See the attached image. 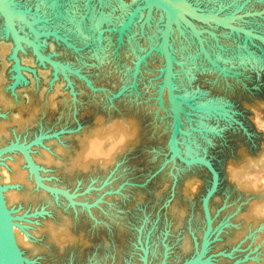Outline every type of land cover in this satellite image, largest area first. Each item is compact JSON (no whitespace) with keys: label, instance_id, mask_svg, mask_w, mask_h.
<instances>
[{"label":"rangeland","instance_id":"1","mask_svg":"<svg viewBox=\"0 0 264 264\" xmlns=\"http://www.w3.org/2000/svg\"><path fill=\"white\" fill-rule=\"evenodd\" d=\"M38 1L11 3L44 25L37 45L54 65L27 44L16 50L3 22L0 145L25 144L40 180L71 200L40 187L20 152L0 155L4 185L18 192L17 200L6 201L13 228L33 246L22 249L14 233L25 264H173L190 256L203 226L199 200L209 174L170 156V113L158 106L150 83L161 78L151 71L159 60L151 63L146 54L152 46L147 39L161 25L157 10L138 8L131 18L140 0H123L122 8L118 0H54L85 31L89 6L110 14L109 24L91 38L75 22H55L56 13ZM187 1L208 10L237 0ZM263 5L250 0L245 9ZM237 21L264 33V13ZM193 22L205 29L198 34L209 59L186 25L169 41L175 93L192 105L182 102L179 146L184 155L208 158L219 175L209 201L213 231L204 257L211 263L202 264H264V46L242 44L216 24ZM26 30L29 36L17 31L31 39ZM95 38L105 45L100 62L86 46ZM123 126L130 129L125 139Z\"/></svg>","mask_w":264,"mask_h":264},{"label":"water","instance_id":"2","mask_svg":"<svg viewBox=\"0 0 264 264\" xmlns=\"http://www.w3.org/2000/svg\"><path fill=\"white\" fill-rule=\"evenodd\" d=\"M249 1L250 0H237L236 2H234V4L231 7L223 6L219 4L217 5L216 8L213 9L199 10L191 3H189L187 0H140V2L136 5L133 12L130 14L131 17L137 7L146 6L147 8H149L151 4L159 6L163 11L158 44L156 47L153 48L158 49L162 57L161 86L165 90V94L169 106L170 117H171V123L166 140L170 147V156L174 157L184 165H191L198 163L209 174V183L204 189L203 193L201 194L199 200L200 209L202 212L203 226L200 231L198 241L193 250V253L190 256L183 258L173 264H202L206 261V258L204 256L209 243L210 233L212 230V224H211L212 217L209 210V200L217 188L219 175L217 170L213 166L212 162L208 158H206L201 154L183 155L178 145L177 134L180 131V124H181V115L179 111L182 112L180 108L178 109V106H179V102L182 101L176 98L173 91V83L171 80L172 64L173 61L175 60L169 49L170 46L169 39L171 36L172 22H175L176 24L174 18L175 16H177L179 20L182 21L190 29V31L197 40L199 49L203 52V54L206 56L207 59H209L208 53L203 47L201 38L198 34L200 30H205V29L198 30L197 27H195V25L191 22V20L188 17L205 23L206 21L214 22L220 27L228 29L229 33L239 35L241 37L242 44H245L246 41H248L249 43H253L255 41L260 45L264 46L263 32L237 21L238 19H242L244 16H253V15L260 16L261 14L264 13V5L260 9L246 10L245 5ZM5 2H6L5 0H0V13L3 16L4 25L10 31L15 43H16V39H20L30 43L33 47L34 52L39 57L46 59L45 56L44 57L40 56L37 53L33 44L29 40L24 39L18 33H16L11 23L10 16L14 14H18L20 16L21 21L24 22L26 25L30 23V20L25 18L23 11H21L20 9L18 8H14L12 10L9 9L6 6ZM147 13L148 12H146V16ZM185 15H187L188 17H186ZM28 29H30V27ZM46 32H47L46 34L50 33L55 37H59L63 41H65L63 37L59 36L54 31L49 32L47 30ZM16 47H17V43L15 49ZM48 61L51 64H53L51 60ZM64 67L68 69L67 66L64 65ZM183 102L187 103L188 106H192L187 98H185ZM194 107L203 111L206 110V108L203 106L195 105ZM10 150H16L20 152L25 162L27 163L29 170L31 171L34 181L40 187L53 193L60 192L63 195H65L69 200H71L70 195L67 194L65 190L47 185L40 180V176L37 172L36 166L31 161V158L26 150L25 144L17 141H9L0 145V155L5 151H10ZM82 204L87 206V204L85 203ZM0 264H25L23 256L21 254V250L15 240L11 216L2 194L1 185H0Z\"/></svg>","mask_w":264,"mask_h":264},{"label":"bare ground","instance_id":"3","mask_svg":"<svg viewBox=\"0 0 264 264\" xmlns=\"http://www.w3.org/2000/svg\"><path fill=\"white\" fill-rule=\"evenodd\" d=\"M6 2H5V4H6V6L9 8V9H14V8H17L16 6H18V5H13L12 3H11V0H5ZM40 1V0H39ZM38 1V2H39ZM38 2H36V3H38ZM116 2V1H115ZM41 3V2H40ZM44 3H46V4H48V6H49V8L54 12V13H56L54 16L56 17V19H55V22H59L61 19L64 21V22H72L71 24L69 23V24H67L69 27H71L72 26V24H74V22H75V20H74V14H71L70 15V12H68L67 10V13L65 12V10H63L64 11V13H63V11H60V7L58 6V4H57V1H54V0H52V1H44ZM117 4H118V6H119V8L121 7H124V1L123 0H118L117 2H116ZM44 5V4H43ZM68 6V5H67ZM69 7H72V5H69ZM132 8V7H131ZM138 8H147L146 6L145 7H137L136 8V10L134 11V13L132 14V16H131V18L133 17V15L135 14V12L137 11V9ZM150 9L151 8H155L156 10H157V14H158V19L159 20H157L156 22H160V21H162V15H163V11H162V9L159 7V6H156V5H154V4H151L150 5V7H149ZM149 8H147L148 10H150ZM18 9H20L21 11H23V14H24V16H25V18H27V19H33V18H31L30 17V15H29V13H28V11H25V10H23V9H21L20 7L18 8ZM46 9V8H45ZM68 9V8H67ZM139 14V13H138ZM142 13H140V15H141ZM60 16V17H59ZM186 17H188L187 15H185ZM30 17V18H29ZM153 17H155V16H153ZM190 20H191V22L194 24V22L193 21H195V22H201V21H198V20H194V19H192V18H190V17H188ZM175 21H176V24H175V22H172V30H171V37H172V35H173V33L175 32V29H178V31H180L181 33H183V30H182V28H181V25H184L185 26V24H182L183 22L182 21H180L179 20V18L177 17V16H175ZM10 20H11V23H12V25H13V27H14V29H15V31H16V33H18L19 34V32L17 31V30H20L22 33H24L25 35H28L29 36V34L30 33H28L27 32V30H26V28L28 27H30V29H29V31L34 35H31V39H29L27 36L25 37L24 35L22 36V35H20L21 37H23L24 39H27V40H29L32 44H33V46H34V48H35V50L37 51V53L40 55V56H42V54H41V52L39 51V49H38V45H37V39L39 38V36H41L42 35V33H40V32H38L40 29V26H41V28L42 27H44V25H40L39 23H38V20H35L34 22H30L28 25H26L24 22H22L21 21V19H20V16L18 15V14H14V15H11L10 16ZM34 20V19H33ZM62 20H61V22H62ZM154 21H155V18L153 19ZM85 21H86V23H87V29H88V31L86 30L85 31V28L83 29V27L81 28V27H79L80 25V23L78 24L77 22H75V26L74 27H76V29L78 30V32L80 33V34H83L84 35V32L86 33V35H89L91 38H94V36L96 35V34H98V32L100 31V29H101V27L104 25V24H109V22L111 21V16H110V14H106L105 12H102V11H100L99 10V12H97V13H95L94 11H93V8H92V6H89V8H88V12H87V16H86V19H85ZM174 21V20H173ZM60 22V23H61ZM150 22V21H149ZM213 23V24H215L214 22H211V21H206V23ZM2 24H3V16H2V14L0 13V26H2ZM23 24V25H22ZM30 25V26H29ZM217 25V24H216ZM26 26V27H25ZM83 26V25H82ZM217 26H219V25H217ZM186 27V26H185ZM220 27V26H219ZM160 28H161V25L160 24H157V27H156V30H155V33L153 34V33H151L152 35H150L149 36V38L147 39L148 40V44L149 45H152V46H150V48L148 49V51H147V56H151V58H153L152 59V61H151V59H150V61H151V63L153 62V60L155 59V61L156 60H159V63H158V65H156L157 67H155V69H153V70H151L152 72L154 71L155 72V75L158 73L159 75L161 74V78H160V76H159V79L157 80V81H151L150 83H151V85L152 86H154V89H156V96H158V94H159V96L160 97H156V101H158V106H164V108H166V112L167 113H170L169 112V106H168V102H167V98H166V94H165V90H164V88L161 86L162 85V82H161V79H162V73H161V65H162V57L160 56L161 55V53H160V51L158 50V49H155V48H153V47H156L157 46V44H158V40H159V33H160ZM221 28H223V27H221ZM39 29V30H38ZM223 29H225V28H223ZM226 30H228V29H226ZM0 31H2V33H3V29H0ZM77 33V32H76ZM120 33V32H119ZM4 34L6 35V39H8V42L9 43H11V45H13V42H12V40H14L13 39V36L11 35V33H10V31L8 30V28L5 26V31H4ZM86 35H85V37H86ZM149 35V34H148ZM18 36V35H17ZM81 36V35H80ZM11 37H12V40H11ZM84 37V38H85ZM39 40V39H38ZM169 40H171V39H169ZM15 42V41H14ZM16 43H17V47H16V50H17V48L18 47H20V43H24L22 46H23V48H26V50L28 49L27 47H26V45L25 44H27L28 46H30V52L32 51L31 50V47H32V45L30 44V43H28V42H26V41H23V40H20V39H16ZM136 44V43H135ZM169 44H170V46H169V49H170V52H171V54H172V56H173V58L175 59V57H174V55H173V53H172V45H171V42L169 41ZM203 44V43H202ZM1 45H3V44H1ZM86 46H91L90 47V49H89V51H90V56L93 58V59H95V61L97 62V61H103V59L105 58V45L103 46V44L101 43V38H95L94 40H93V42H91L90 44H87ZM132 46V45H131ZM130 46V47H131ZM13 47V46H12ZM134 46H132L131 48H133ZM1 48H2V46H0V50H1ZM88 48V47H87ZM130 48V49H131ZM32 49H33V47H32ZM92 49H93V53H91L92 52ZM16 50L15 51H13V54H14V58H15V52H16ZM2 51V50H1ZM34 51V50H33ZM35 53V52H34ZM36 54V53H35ZM155 54H156V56H155ZM37 55V54H36ZM38 56V55H37ZM39 57V56H38ZM140 57V56H139ZM157 57V58H156ZM41 58V57H40ZM15 59H17V57L15 58ZM43 59V58H42ZM143 58H141V59H139V61L140 60H142ZM149 59V58H148ZM137 60H138V58H137ZM148 61V60H147ZM149 61V62H150ZM154 61V62H155ZM175 61H176V59L173 61V64H172V76H171V80H172V83H173V91H174V94H175V96H176V98L177 99H180V97L175 93V85H174V82L175 81H173V78H174V63H175ZM147 64V63H146ZM145 64V65H146ZM156 64H157V62H156ZM139 65H140V63L139 62H137V64H136V67L134 68V71H133V74L134 75H136V70L138 69V67H139ZM153 65H155V63H153ZM149 67V66H148ZM62 69H64V68H62ZM157 69H159V70H157ZM126 70H127V68H126ZM129 71V70H128ZM158 71V72H157ZM126 74L128 75V72L126 71ZM125 76V75H124ZM126 78V77H125ZM127 78H128V76H127ZM174 80H176V79H174ZM159 84V85H158ZM157 88H158V91H157ZM181 100V99H180ZM182 101V100H181ZM183 102V101H182ZM182 102H179V106H178V109L180 108V110H182V112H183V107H182ZM180 112V115H181V111H179ZM182 124H183V119H182V116H181V124H180V131H179V133L177 134V141H178V135L180 134V132H181V127H182ZM121 131H122V135H123V137H124V139L126 138V135L128 134V132H130V129L128 128V127H126V126H123V127H121ZM178 145H179V141H178ZM179 148H180V146H179ZM16 151V150H15ZM180 151H181V148H180ZM28 152V151H27ZM181 153H182V151H181ZM29 154V153H28ZM183 154V153H182ZM184 155V154H183ZM30 156V155H29ZM18 158H17V160H20L21 158H20V156H17ZM30 158H31V156H30ZM171 158H172V160H174V161H178L177 159H175L174 157H172L171 156ZM31 161L33 162V160H32V158H31ZM104 162H107V158H105L104 159ZM34 163V162H33ZM181 163V162H180ZM15 164V163H14ZM13 164V165H14ZM183 164V163H182ZM195 164H198V163H195ZM199 165V164H198ZM37 172H38V169H37ZM39 174V173H38ZM23 174L22 173H19V176H21V177H23L22 176ZM5 169L4 168H2V167H0V180H1V182H2V185H1V183H0V185H1V190H2V194H3V197H4V200H5V203H6V201L8 202V204H11L12 203V200H14V199H16L17 200V194H18V192L17 191H15V190H11V189H8V188H6L5 187V185H4V181H3V179L5 178ZM21 179V178H20ZM22 179H24V178H22ZM41 179V178H40ZM4 185V186H3ZM52 194H55V193H52ZM56 195V194H55ZM212 199V198H211ZM210 201V200H209ZM7 204V203H6ZM84 206V205H83ZM87 208V207H86ZM89 208V207H88ZM209 210H210V208H209ZM10 213V212H9ZM211 213V212H210ZM12 214V213H11ZM11 216V215H10ZM212 217V216H211ZM11 220H12V217H11ZM12 224H13V222H12ZM211 224H213L212 222H211ZM213 226V225H212ZM56 229V227H53L52 228V230H55ZM211 231H213V230H211ZM13 232L14 233H16V237H17V241H19V245H21L20 247L22 248V249H24V247H28V249H30V250H32V248H33V246H32V244L28 241V239H26L25 238V236H23L22 235V233H20V232H18L17 231V229L15 228H13ZM53 232H55V231H53ZM58 232V231H57ZM57 232H55L56 234H57ZM60 232V231H59ZM55 234V235H56ZM211 234V233H210ZM15 235V234H14ZM54 235V236H55ZM55 238V237H54ZM51 247V246H50ZM27 249V250H28ZM26 260V259H25ZM27 261V260H26Z\"/></svg>","mask_w":264,"mask_h":264},{"label":"flooded vegetation","instance_id":"4","mask_svg":"<svg viewBox=\"0 0 264 264\" xmlns=\"http://www.w3.org/2000/svg\"><path fill=\"white\" fill-rule=\"evenodd\" d=\"M83 6H85V3H84V5Z\"/></svg>","mask_w":264,"mask_h":264}]
</instances>
